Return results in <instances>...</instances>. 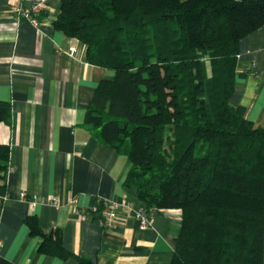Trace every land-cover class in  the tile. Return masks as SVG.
I'll return each instance as SVG.
<instances>
[{"label":"trees","instance_id":"obj_1","mask_svg":"<svg viewBox=\"0 0 264 264\" xmlns=\"http://www.w3.org/2000/svg\"><path fill=\"white\" fill-rule=\"evenodd\" d=\"M61 4L54 26L86 45L90 64L114 72L84 126L128 158L124 186L148 214L183 212L171 264H264V128L230 104L240 42L264 26V0ZM12 118L11 102L0 100V122ZM10 156L0 144V194ZM26 223L42 254L72 256L60 229L45 234L36 218Z\"/></svg>","mask_w":264,"mask_h":264},{"label":"crops","instance_id":"obj_2","mask_svg":"<svg viewBox=\"0 0 264 264\" xmlns=\"http://www.w3.org/2000/svg\"><path fill=\"white\" fill-rule=\"evenodd\" d=\"M30 1L44 2L40 28L16 16L17 6ZM61 6V0H0V100L13 108L11 123L0 122V144L11 147L7 191L0 194V264H78L77 257L95 264H171L181 210L151 212L148 229L128 207L119 210L111 229L98 217L79 216L78 210L101 200L128 198L130 207L147 209L124 186L128 158L84 126L99 84L114 72L90 64L86 45L54 26ZM71 46L78 49L75 57L67 54ZM236 70L230 104L243 107L246 118L264 128V26L241 40ZM21 192L57 198L60 206L33 207L18 200ZM29 217L45 234L60 229L72 256L42 254Z\"/></svg>","mask_w":264,"mask_h":264},{"label":"built area","instance_id":"obj_3","mask_svg":"<svg viewBox=\"0 0 264 264\" xmlns=\"http://www.w3.org/2000/svg\"><path fill=\"white\" fill-rule=\"evenodd\" d=\"M22 1V0H21ZM43 1H30L28 6H23L22 4L18 5L15 9L16 16L19 20H25L34 27L40 28L41 21L40 15L43 12L44 6ZM78 53L76 46H71L67 51V54L75 57ZM12 170H10L11 172ZM8 198V197H7ZM6 198V199H7ZM18 200L31 204L35 207L39 204H46L52 206H60L57 198L52 199H42L36 194H29L28 192H21L18 195ZM100 202V201H99ZM102 203V202H100ZM104 208L99 212L98 206H94L91 209H81L78 210L79 216L82 220H89L93 218L94 214H99L100 223L103 225L104 229H111L116 224L119 217V210L122 207H128L131 213H134L135 216L140 220L141 226L143 229H148L152 223L153 214L147 213L146 210H136L129 206L128 198H121L119 200H110L104 201Z\"/></svg>","mask_w":264,"mask_h":264}]
</instances>
